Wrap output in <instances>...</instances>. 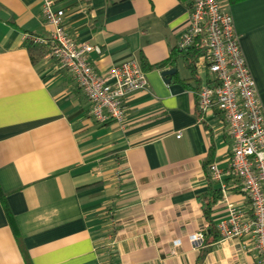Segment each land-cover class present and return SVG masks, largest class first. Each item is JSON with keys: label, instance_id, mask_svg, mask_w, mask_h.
I'll return each instance as SVG.
<instances>
[{"label": "crops", "instance_id": "crops-1", "mask_svg": "<svg viewBox=\"0 0 264 264\" xmlns=\"http://www.w3.org/2000/svg\"><path fill=\"white\" fill-rule=\"evenodd\" d=\"M229 1V0H228ZM264 105V0L228 3ZM63 26L96 48L105 72L136 59L149 81L126 100L122 121L100 123L73 75L51 55L34 62L28 33L51 37L41 0H0V264H259L252 240H209L235 204L251 214L226 169L233 140L221 113H201L195 88L206 79L185 59L156 65L178 48L190 21L182 0H54ZM13 22V24L11 23ZM176 73L163 76L166 69ZM181 136L178 137V134ZM229 185L222 193V183ZM214 192L220 198L205 214Z\"/></svg>", "mask_w": 264, "mask_h": 264}, {"label": "built area", "instance_id": "built-area-1", "mask_svg": "<svg viewBox=\"0 0 264 264\" xmlns=\"http://www.w3.org/2000/svg\"><path fill=\"white\" fill-rule=\"evenodd\" d=\"M46 22L53 25L51 37L32 33L26 42L55 43L51 54L61 69L69 71L91 103L90 114L100 122L122 121L126 100L137 91H146V71L136 59L126 60L105 72L96 71L88 58L96 48L80 43L65 29V11L56 10L54 0H41ZM190 21L182 32L178 48L203 47L204 54L196 67L204 69L206 79L196 91L201 113L217 109L228 126L233 140L226 169L216 163L209 166L212 179L222 181L224 175L236 181V187L251 205L245 216L235 204H228L227 215L219 222L223 240L248 237L254 244L259 264H264V105L258 98L256 83L242 50L228 9V0H188ZM181 133L178 134V137ZM229 185L222 183L226 196ZM205 231L192 234L190 240L203 247Z\"/></svg>", "mask_w": 264, "mask_h": 264}, {"label": "trees", "instance_id": "trees-1", "mask_svg": "<svg viewBox=\"0 0 264 264\" xmlns=\"http://www.w3.org/2000/svg\"><path fill=\"white\" fill-rule=\"evenodd\" d=\"M182 1L187 3V5L189 6L188 0H182ZM231 2H232V0H229V3H231ZM11 23L13 24L12 21H11ZM26 43H27L26 46L28 48L30 56L34 62L41 60L42 58H44L48 55H51L53 50H54V47H55V43H53L51 40H49V42L46 44H33L31 42H26ZM203 54H204V51H203V47H201V46H198L195 48H189L187 50H181V49L177 48L176 51L172 52V54L170 55V57L167 60L157 64L156 66L160 67V68H163L167 65L176 66L177 59L179 57H183L185 59L187 67L192 71L193 78L198 79L197 75H196L195 63H196V60ZM197 89H198V87L195 88V95H196ZM219 198H220V194L217 192H214L212 195L211 201L207 202L205 204L206 207L204 210H205L206 216H209V214H210L211 204L216 202V200H218ZM204 233H205V238H204V242H203L201 259H203V257L206 255V253L210 250V246L208 244V241L209 240L215 241L220 237V232H219V229L217 228L216 225H212L210 228V231L208 232L205 230ZM24 256H25L24 257L25 258L24 264H32L29 256L26 253Z\"/></svg>", "mask_w": 264, "mask_h": 264}, {"label": "water", "instance_id": "water-1", "mask_svg": "<svg viewBox=\"0 0 264 264\" xmlns=\"http://www.w3.org/2000/svg\"><path fill=\"white\" fill-rule=\"evenodd\" d=\"M9 16L10 15L6 11H4L3 9H0V19H2V20H8L9 19ZM177 70L178 69L176 67H173V68H170V69H166V70H164L162 72V75L163 76L172 75V74L176 73Z\"/></svg>", "mask_w": 264, "mask_h": 264}]
</instances>
